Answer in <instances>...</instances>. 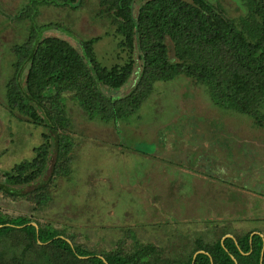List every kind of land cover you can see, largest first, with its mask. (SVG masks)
<instances>
[{"label": "rangeland", "instance_id": "rangeland-1", "mask_svg": "<svg viewBox=\"0 0 264 264\" xmlns=\"http://www.w3.org/2000/svg\"><path fill=\"white\" fill-rule=\"evenodd\" d=\"M29 1L0 0V182L4 171L35 156L49 132L7 105L13 46L25 42L31 25L16 15ZM209 1L239 26L253 11V0ZM58 2L63 0L39 6L35 22L54 25L43 35L67 38L75 46L100 37L94 48L105 67L126 61L128 50L111 16L101 12L100 0H73L76 7ZM140 3L135 1V13ZM139 68L137 63L128 83L112 92L127 93ZM70 94L63 101L68 126L60 128L74 144L69 172L50 181L39 202L42 192L35 188L49 181L57 162L53 149L36 181L12 185L25 196L0 190L5 213L32 215L87 248L112 250L138 239L166 247L170 258L183 252L171 249L177 233L209 241L216 227L232 233L253 229L264 238V122L256 116L218 107L205 84L185 75L156 81L139 109L118 123L91 116ZM259 114L264 120V104Z\"/></svg>", "mask_w": 264, "mask_h": 264}, {"label": "trees", "instance_id": "trees-1", "mask_svg": "<svg viewBox=\"0 0 264 264\" xmlns=\"http://www.w3.org/2000/svg\"><path fill=\"white\" fill-rule=\"evenodd\" d=\"M72 1L58 4H79ZM135 1L100 0L101 12L111 16L128 50L124 63L109 68L95 52L100 37L75 46L67 38L43 35V29L53 23L38 25L35 18L40 5L54 0H30L20 9L16 17L30 19L31 25L25 42L13 46L14 73L6 85L7 105L33 123L45 125L49 132L43 133L45 140L31 160L3 172L2 192L25 196L26 192L12 185L36 181L47 169L53 149L57 162L49 181L35 188L36 194L42 192L39 202L45 201L43 191L49 182L69 172L74 144L61 130L68 126L66 93L91 116L118 123L139 109L156 81L185 75L205 84L218 107L264 122L259 116L264 104V0L252 1L253 11L241 26L209 0H141L136 13ZM137 63L134 86L124 95L113 93L128 83ZM33 220L37 221L32 215H9L0 209V264H264V238L252 234L253 229L232 233L216 227L209 241L205 235L177 233L170 238H179L171 249L183 252L170 258L166 247L135 238L132 245L112 250L87 248L51 224L37 221L36 227ZM229 233L235 237L223 239ZM198 250L204 252L195 256Z\"/></svg>", "mask_w": 264, "mask_h": 264}, {"label": "water", "instance_id": "water-1", "mask_svg": "<svg viewBox=\"0 0 264 264\" xmlns=\"http://www.w3.org/2000/svg\"><path fill=\"white\" fill-rule=\"evenodd\" d=\"M32 224H34V225L37 227L36 223L32 222ZM254 233H258V232H253L252 234H254ZM226 237H233V236L230 235V234H227V235H225V236L223 237V239H225ZM200 252H204V251H203V250H198L194 255L196 256V254H198V253H200ZM81 257H84V256H81ZM261 257H263V254H262ZM261 259H262V258H261ZM193 263H194V262H193Z\"/></svg>", "mask_w": 264, "mask_h": 264}]
</instances>
